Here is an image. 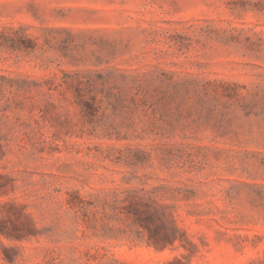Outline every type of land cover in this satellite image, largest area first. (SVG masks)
Wrapping results in <instances>:
<instances>
[{
  "label": "rangeland",
  "instance_id": "1",
  "mask_svg": "<svg viewBox=\"0 0 264 264\" xmlns=\"http://www.w3.org/2000/svg\"><path fill=\"white\" fill-rule=\"evenodd\" d=\"M0 264H264V0H0Z\"/></svg>",
  "mask_w": 264,
  "mask_h": 264
}]
</instances>
